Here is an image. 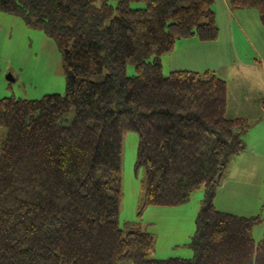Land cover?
Listing matches in <instances>:
<instances>
[{
	"label": "trees",
	"instance_id": "obj_1",
	"mask_svg": "<svg viewBox=\"0 0 264 264\" xmlns=\"http://www.w3.org/2000/svg\"><path fill=\"white\" fill-rule=\"evenodd\" d=\"M226 1L256 11L239 24L247 33L248 23L264 31V0ZM214 4L0 0V12L56 42L66 79L63 94L0 99V264H264L260 215L213 203L254 124L227 116V83L214 72H162L180 42L219 39ZM125 132L138 137L139 216L203 192L192 258L154 259L152 234L119 226Z\"/></svg>",
	"mask_w": 264,
	"mask_h": 264
},
{
	"label": "rangeland",
	"instance_id": "obj_2",
	"mask_svg": "<svg viewBox=\"0 0 264 264\" xmlns=\"http://www.w3.org/2000/svg\"><path fill=\"white\" fill-rule=\"evenodd\" d=\"M222 0H215L213 9L217 13L218 26L228 21L221 9ZM134 7H139L135 4ZM252 12L256 11H243ZM5 16V17H2ZM250 21L253 15L245 17ZM236 23L245 20L236 18ZM248 33L258 50L251 51L240 45L238 50L245 63L264 65V33L256 35L248 23ZM171 55L162 56V72L166 76L171 72ZM186 58L182 65H186ZM128 76L134 75V68L127 67ZM253 83L258 91L242 88V95L234 101L229 93V102L234 108L227 112L228 117H241L254 124L249 133V141L257 142L255 133L261 131L264 140V125H258L255 117L261 114V102L255 97L259 92L264 95L263 83ZM234 86V85H233ZM66 87L65 73L56 42L43 31L25 25L18 16L0 12V99L13 97L21 100H39L48 94H63ZM228 109V97H227ZM262 121V120H261ZM260 139V140H261ZM138 137L133 132L123 136L122 200L119 211V226L124 230L148 232L155 239L154 259H189L193 252L188 247L194 233V223L201 207L203 192L195 193L189 202L179 207H148L140 216L141 200L140 176L134 173ZM261 146V145H260ZM262 149L264 150V141ZM249 153V150H247ZM258 151L255 156L231 159L221 185L216 189L214 206L217 210L238 216L260 215L261 225L254 229L253 238H264V158ZM120 264H131L130 262Z\"/></svg>",
	"mask_w": 264,
	"mask_h": 264
},
{
	"label": "crops",
	"instance_id": "obj_3",
	"mask_svg": "<svg viewBox=\"0 0 264 264\" xmlns=\"http://www.w3.org/2000/svg\"><path fill=\"white\" fill-rule=\"evenodd\" d=\"M219 10L225 14L228 21L223 23L222 19L221 28L219 27V39L217 41L200 42L196 39H187L180 42L178 48L169 55H171L170 57L172 60L171 71L191 70L202 73L209 70L225 80L227 83L228 112L231 109L234 110L232 103L240 98L242 95V88H251L258 91L256 87L252 86L253 83H257V80L258 83H263L264 86V65L258 68L256 65L253 67V64H249L248 62L245 63L242 59L243 56L238 50L240 45L247 46L251 51L258 50L257 45L253 39H251L247 30L239 26L241 22L236 23L235 21L236 18L246 21V16H254V14L252 12H248L247 14L243 11H231L226 0H222L221 9H218V12H220ZM262 33H264V31H259L255 34L262 35ZM184 58H186L187 61L186 65H182ZM231 87H234L231 93L234 100L230 104L229 93ZM255 97L258 98L261 104L264 102V95H260L259 92L255 94ZM261 112L262 113L254 119L255 122H258L257 126L264 125L262 108ZM229 118H243V116ZM250 131H252V129ZM250 131H248L247 135L244 137V150L238 157L244 159L250 154L255 156V152L258 151L259 155H261L260 157L264 158V150L262 149L264 140L260 138L263 133L257 131L255 135L258 136V141L253 142L248 140ZM247 150H249V153H247Z\"/></svg>",
	"mask_w": 264,
	"mask_h": 264
}]
</instances>
